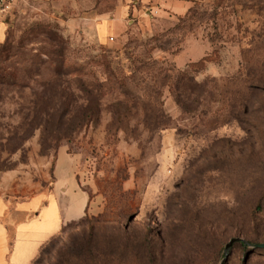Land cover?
<instances>
[{"label":"rangeland","instance_id":"374dc122","mask_svg":"<svg viewBox=\"0 0 264 264\" xmlns=\"http://www.w3.org/2000/svg\"><path fill=\"white\" fill-rule=\"evenodd\" d=\"M0 24V200L32 219L61 174L88 194L29 264H264V0H23Z\"/></svg>","mask_w":264,"mask_h":264},{"label":"crops","instance_id":"0c3cea01","mask_svg":"<svg viewBox=\"0 0 264 264\" xmlns=\"http://www.w3.org/2000/svg\"><path fill=\"white\" fill-rule=\"evenodd\" d=\"M1 28V24H0ZM2 37L0 30V38ZM63 154H66L63 148ZM58 183L65 187L62 197L54 194L53 198L32 219L26 218L28 210L34 209V203L28 207L4 205L0 200V264H29L36 257L42 243L48 241L60 229L61 224L69 222L84 214L88 205V194L79 189L77 184L70 188L65 185L64 175H60ZM82 197V206L76 208L74 215H69L70 202L65 203L63 198L78 193ZM63 200V202H61ZM15 214V216H14Z\"/></svg>","mask_w":264,"mask_h":264},{"label":"built area","instance_id":"2783aa9c","mask_svg":"<svg viewBox=\"0 0 264 264\" xmlns=\"http://www.w3.org/2000/svg\"><path fill=\"white\" fill-rule=\"evenodd\" d=\"M23 0H0V20H5Z\"/></svg>","mask_w":264,"mask_h":264},{"label":"trees","instance_id":"16d2710c","mask_svg":"<svg viewBox=\"0 0 264 264\" xmlns=\"http://www.w3.org/2000/svg\"><path fill=\"white\" fill-rule=\"evenodd\" d=\"M3 21H5V20H0V23H3ZM65 73H66V72H65L64 70H61V69H55V71H54V75H55L56 77L63 76ZM58 86H60V85L58 84ZM58 120H61V118L59 117ZM81 221H82V220H81Z\"/></svg>","mask_w":264,"mask_h":264},{"label":"water","instance_id":"95a60500","mask_svg":"<svg viewBox=\"0 0 264 264\" xmlns=\"http://www.w3.org/2000/svg\"><path fill=\"white\" fill-rule=\"evenodd\" d=\"M238 240H239V239H237V238H232V239H230V240L228 241V243L225 245V251L228 250V248L231 246V244H232L233 242L238 241Z\"/></svg>","mask_w":264,"mask_h":264}]
</instances>
